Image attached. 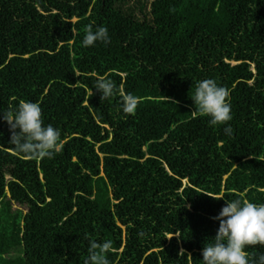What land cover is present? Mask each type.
<instances>
[{
    "label": "trees",
    "instance_id": "16d2710c",
    "mask_svg": "<svg viewBox=\"0 0 264 264\" xmlns=\"http://www.w3.org/2000/svg\"><path fill=\"white\" fill-rule=\"evenodd\" d=\"M88 26L110 43L83 46ZM209 78L231 134L196 112ZM21 101L64 147L28 159L0 119V264H84L92 240L109 264H202L225 200L264 204V0H0V112Z\"/></svg>",
    "mask_w": 264,
    "mask_h": 264
},
{
    "label": "clouds",
    "instance_id": "9594fccd",
    "mask_svg": "<svg viewBox=\"0 0 264 264\" xmlns=\"http://www.w3.org/2000/svg\"><path fill=\"white\" fill-rule=\"evenodd\" d=\"M82 43L85 47H95L97 43L109 44L108 29L98 26L94 30L88 26ZM95 90L100 93L101 100H107L115 95L116 85L111 79L101 77ZM192 100L196 112L210 118V125H224L225 134H231V103L227 88L218 85L214 79H204L197 84ZM139 102V97L132 93L121 95L124 113L133 114ZM0 119L9 127V143L18 154L28 159H50L64 147L60 130L51 124L44 126L39 103L21 101L14 110L0 112ZM213 219L219 221V228L212 242L205 243L202 249V264H264V253L250 259L246 251L250 246L264 247V204L246 199L225 200V206ZM111 247L110 241H90L84 264H109L107 253ZM188 257L191 258L190 255Z\"/></svg>",
    "mask_w": 264,
    "mask_h": 264
},
{
    "label": "rangeland",
    "instance_id": "374dc122",
    "mask_svg": "<svg viewBox=\"0 0 264 264\" xmlns=\"http://www.w3.org/2000/svg\"><path fill=\"white\" fill-rule=\"evenodd\" d=\"M5 172L7 173V179H10L11 178V172H12V169L9 168V167H5Z\"/></svg>",
    "mask_w": 264,
    "mask_h": 264
}]
</instances>
